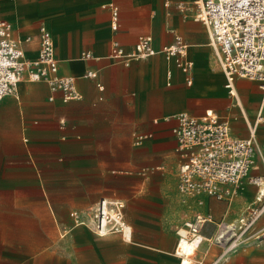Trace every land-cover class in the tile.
Instances as JSON below:
<instances>
[{
    "label": "crops",
    "instance_id": "obj_1",
    "mask_svg": "<svg viewBox=\"0 0 264 264\" xmlns=\"http://www.w3.org/2000/svg\"><path fill=\"white\" fill-rule=\"evenodd\" d=\"M0 22L31 64L46 27L59 75L75 78L81 95L66 100L47 81L24 80L0 101V264H213L220 224L238 227L260 205L264 163L258 157L251 172L261 184L244 179L233 197L181 194L176 117L212 110L234 137L254 130L262 144L263 93L247 79L233 95L226 88L199 0H0ZM141 38L157 54L133 60ZM178 39L193 63L187 73L161 53ZM103 198L125 204L131 241L75 223L73 213ZM199 217L203 241L182 258L178 230ZM247 237L220 264H264V214Z\"/></svg>",
    "mask_w": 264,
    "mask_h": 264
},
{
    "label": "built area",
    "instance_id": "obj_2",
    "mask_svg": "<svg viewBox=\"0 0 264 264\" xmlns=\"http://www.w3.org/2000/svg\"><path fill=\"white\" fill-rule=\"evenodd\" d=\"M199 7L200 20L207 29L216 63L226 78V88L233 95L236 79L259 83L263 102L255 124L264 126V0H199ZM161 53L167 59L177 57V65L185 73L192 70L193 63L186 59L187 45L181 40L164 46ZM156 54L152 39L141 38L131 57L140 60ZM28 70L31 71L25 76ZM47 74L52 78L47 79ZM24 80L47 81L53 91H63L66 100L81 98L75 78L59 75L54 39L46 27L41 28L39 61L31 64L24 57L20 41L13 37L11 26L0 22V101L15 95L18 85ZM176 118L178 151L182 154L179 164L181 194L225 199L238 193L244 179L261 184V177H251L257 158L264 163V143L257 142L254 130L248 139L236 138L229 123L212 110L200 117L180 113ZM259 202L252 216L238 227L220 224L215 241L222 251L213 264L228 259L246 242L247 233L264 214V192H261ZM73 217L77 225L86 226L98 237L121 235L125 241L132 240V227L126 221L122 201L103 198L89 214L73 213ZM203 221L199 217L194 223H187L179 229V243L184 239L193 242L200 238ZM202 241L201 237L196 248ZM181 264L194 263L182 260Z\"/></svg>",
    "mask_w": 264,
    "mask_h": 264
},
{
    "label": "bare ground",
    "instance_id": "obj_3",
    "mask_svg": "<svg viewBox=\"0 0 264 264\" xmlns=\"http://www.w3.org/2000/svg\"><path fill=\"white\" fill-rule=\"evenodd\" d=\"M199 239L201 240V237L200 238H196L193 242H190V241L184 239L180 243V244H182L181 245L182 250H180L178 252L180 254V256H182V258L189 257V253H192L195 249H197L196 247H197V243H198ZM183 260L185 261V259H183ZM186 261H188V260H186ZM185 263H188V262H185Z\"/></svg>",
    "mask_w": 264,
    "mask_h": 264
}]
</instances>
